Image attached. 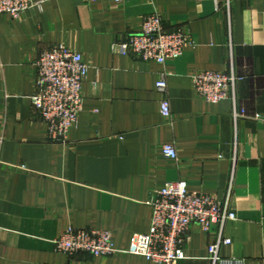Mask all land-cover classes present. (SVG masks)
Instances as JSON below:
<instances>
[{"label": "crops", "instance_id": "obj_1", "mask_svg": "<svg viewBox=\"0 0 264 264\" xmlns=\"http://www.w3.org/2000/svg\"><path fill=\"white\" fill-rule=\"evenodd\" d=\"M40 1L17 18L0 13V264H157L127 252L69 255L54 240L68 228L103 229L125 250L148 231L147 201L178 180L229 200L222 264H264V0ZM153 13L182 29L181 54L160 64L118 53L115 43ZM55 45L88 65L63 142L49 139L30 101L34 61ZM204 70L240 77L234 102L198 96L192 77ZM164 143L176 159L162 155ZM217 231L191 224L177 264H211Z\"/></svg>", "mask_w": 264, "mask_h": 264}, {"label": "built area", "instance_id": "obj_2", "mask_svg": "<svg viewBox=\"0 0 264 264\" xmlns=\"http://www.w3.org/2000/svg\"><path fill=\"white\" fill-rule=\"evenodd\" d=\"M114 1L119 3L125 0ZM41 2L0 0V13L17 18L31 7L40 9ZM186 46L182 29L166 30L161 17L153 13L142 19L138 31L121 37L114 48L120 54L164 64L177 58ZM34 66V92L30 96L33 111L43 120L49 139L63 142L82 111V85L88 65L79 52L55 45L40 51ZM239 79L232 70H204L193 75L192 83L198 96L207 103H218L226 99L234 102L235 85ZM156 88L165 91L166 81L163 76L157 81ZM160 109L162 115L168 118L170 108L167 100L161 101ZM234 116L238 117L236 110ZM161 152L167 158H177L173 144L164 143ZM147 203L151 207L148 231L133 234L125 250L115 246L110 231L95 228H68L54 240L55 247L69 255L87 253L99 257L127 252L157 264H177L185 258L182 245L190 225L196 223L204 233H208L213 225L218 227L215 241L208 245L207 258L211 264L224 262L220 249L230 243L224 228L235 217L228 199L220 202L210 195L190 191L185 181L178 180L165 183ZM226 262L234 263L232 260Z\"/></svg>", "mask_w": 264, "mask_h": 264}]
</instances>
